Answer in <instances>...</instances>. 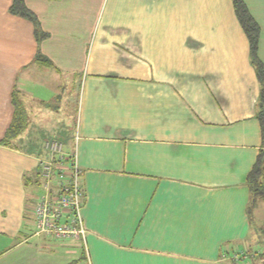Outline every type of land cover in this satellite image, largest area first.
Returning a JSON list of instances; mask_svg holds the SVG:
<instances>
[{
    "label": "crops",
    "instance_id": "obj_1",
    "mask_svg": "<svg viewBox=\"0 0 264 264\" xmlns=\"http://www.w3.org/2000/svg\"><path fill=\"white\" fill-rule=\"evenodd\" d=\"M242 1L264 71V0ZM11 2L0 0V139L14 90L27 121L56 128L76 88L73 131L55 135L80 169L86 236H33L44 154L21 132L0 146V264H263L245 184L261 84L231 0H24L39 44Z\"/></svg>",
    "mask_w": 264,
    "mask_h": 264
},
{
    "label": "built area",
    "instance_id": "obj_2",
    "mask_svg": "<svg viewBox=\"0 0 264 264\" xmlns=\"http://www.w3.org/2000/svg\"><path fill=\"white\" fill-rule=\"evenodd\" d=\"M44 144L51 155L39 162L41 192L30 198L33 236L44 235L59 242L82 243L86 231L80 206V169L75 154L64 152L63 145L56 140ZM242 257L246 258V252L235 253L233 260L238 261Z\"/></svg>",
    "mask_w": 264,
    "mask_h": 264
},
{
    "label": "trees",
    "instance_id": "obj_3",
    "mask_svg": "<svg viewBox=\"0 0 264 264\" xmlns=\"http://www.w3.org/2000/svg\"><path fill=\"white\" fill-rule=\"evenodd\" d=\"M231 2L237 20L247 37L249 43L250 58L252 63L257 68V77L261 84L257 118L260 123L262 148L258 151L256 160L251 170L248 172L245 181L250 194L249 205H254L258 201L264 199V112L262 110V104L264 102V71L261 63L257 58V43L259 35L258 25L248 13V10L242 0H231ZM9 13L11 15L24 18L33 24L35 39L38 44L47 36L41 31L37 17L25 6L24 0H12L9 7ZM35 60L47 62V60L39 52V49L36 53ZM11 105L14 110L13 117L3 137L0 139V146L3 147L14 146V144L16 143L15 141L19 138L20 133L24 130L27 123L24 108L20 100V96L16 90H14L11 94ZM43 160V158H40V161ZM34 178L36 180L35 185L39 187L41 184L40 166H38Z\"/></svg>",
    "mask_w": 264,
    "mask_h": 264
},
{
    "label": "rangeland",
    "instance_id": "obj_4",
    "mask_svg": "<svg viewBox=\"0 0 264 264\" xmlns=\"http://www.w3.org/2000/svg\"><path fill=\"white\" fill-rule=\"evenodd\" d=\"M70 91V92H69ZM68 91V99L70 100V104L68 103V109L66 111H63L64 108L61 107V110L57 113L58 116L59 115H63L64 119H59L56 115V113L51 114L52 115V119L55 120L57 122V127L56 128H51L48 125H44L41 123V121H38L37 119H39V115H37L36 119H34V113L30 116V119H28L26 126H28L27 128L25 127L24 130L22 131V134L26 133L24 136H22V139L24 140H34L36 142H38V144H41V148L43 151V159L46 160V157L51 155V153H49L47 150H45L44 146H45V142L51 141V140H56L58 142H60L63 145V142H65L68 137L70 136V134L73 131V127H74V108H72V106L75 103L76 100V88L75 90L69 89ZM74 91V92H73ZM73 92V93H72ZM72 93V94H71ZM42 112L44 113V111L42 110ZM57 132H63V139L65 140H61L59 139L60 134L55 135ZM63 148H65V146L63 145ZM65 151V149H64ZM46 154V156H45ZM44 160V161H45ZM56 180V178H55ZM54 180V181H55ZM41 192V187L39 186V191L35 192L33 191V195L35 194H39ZM248 213L250 215L251 218V234L249 237V249L251 252L254 251H258L260 254L259 258H263L264 259V199L261 201H258L256 204L254 205H249L248 206ZM69 241H64L63 243H68ZM248 256V255H247ZM242 258H240L238 261L242 260ZM235 261V260H234ZM237 262V261H235ZM255 264H257L255 262ZM261 264V263H258ZM264 264V263H263Z\"/></svg>",
    "mask_w": 264,
    "mask_h": 264
}]
</instances>
